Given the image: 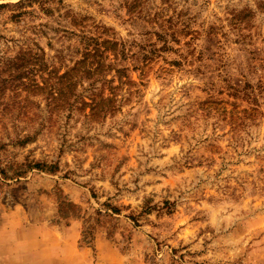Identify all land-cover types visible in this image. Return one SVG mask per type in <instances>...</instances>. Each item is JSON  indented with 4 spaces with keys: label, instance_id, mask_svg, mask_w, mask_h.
Listing matches in <instances>:
<instances>
[{
    "label": "rangeland",
    "instance_id": "rangeland-1",
    "mask_svg": "<svg viewBox=\"0 0 264 264\" xmlns=\"http://www.w3.org/2000/svg\"><path fill=\"white\" fill-rule=\"evenodd\" d=\"M0 264H264V0H0Z\"/></svg>",
    "mask_w": 264,
    "mask_h": 264
}]
</instances>
